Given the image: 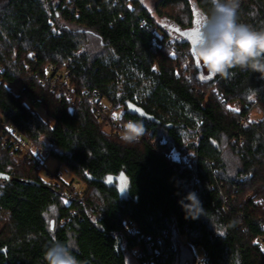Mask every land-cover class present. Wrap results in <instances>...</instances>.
Here are the masks:
<instances>
[{
    "label": "trees",
    "instance_id": "trees-1",
    "mask_svg": "<svg viewBox=\"0 0 264 264\" xmlns=\"http://www.w3.org/2000/svg\"><path fill=\"white\" fill-rule=\"evenodd\" d=\"M193 6L207 23L211 0H158L152 11L142 0H0V120L44 151L18 163L0 143V264H46L56 241L81 264H127L135 250L138 264H264V79L239 68L200 77ZM237 15L264 30V0H244ZM64 72L69 95L50 91ZM83 93L144 136H111ZM49 157L58 166L46 182ZM60 166L73 181L55 177ZM74 183L84 189L68 199ZM193 191L196 219L180 205Z\"/></svg>",
    "mask_w": 264,
    "mask_h": 264
},
{
    "label": "clouds",
    "instance_id": "clouds-1",
    "mask_svg": "<svg viewBox=\"0 0 264 264\" xmlns=\"http://www.w3.org/2000/svg\"><path fill=\"white\" fill-rule=\"evenodd\" d=\"M211 6L201 39L191 49L194 57L212 77L230 78L231 70L239 68L259 73L264 79V30L238 21L239 0H211ZM144 134V125L130 120L122 128L121 139L133 143ZM180 205L186 218L196 219L203 210L194 191L189 192ZM74 250L72 243L53 242L44 253L45 262L81 264Z\"/></svg>",
    "mask_w": 264,
    "mask_h": 264
},
{
    "label": "built area",
    "instance_id": "built-area-1",
    "mask_svg": "<svg viewBox=\"0 0 264 264\" xmlns=\"http://www.w3.org/2000/svg\"><path fill=\"white\" fill-rule=\"evenodd\" d=\"M243 1L244 0H239V6L237 12L240 9L241 5L243 4ZM151 33L154 37L157 36L156 32L152 31ZM55 88L58 89L57 93L59 94L66 95L70 93L71 87L69 86V79L67 72H64L61 77L56 76L52 79V84L49 90L53 91V89ZM83 96L85 100L90 104L95 117L97 118L99 123L103 125L105 131H107L111 136L121 137L122 128L125 124L119 122L118 116H116L115 113L111 112V106L108 104V102L97 93L89 97L87 96L85 97L83 93ZM67 98L70 102V107H74L78 99L76 97H70V96H68ZM0 143L2 146L9 147L11 154L20 155V156L22 155L25 158L31 161H35L37 163H41V160L44 157V151L41 148L34 147L32 143L24 140L23 137L20 134H18L10 124L3 123L1 120H0ZM55 177L59 178L58 173L55 174ZM52 178H54V176ZM76 187H78V183L74 184V188ZM75 191L78 194L82 193V191L78 192L77 190L74 189L73 192L72 191L68 192V199L74 198ZM179 240L180 242L185 243L187 238L185 235H181L179 236ZM258 241L262 242V238H258ZM263 248H264V243H263Z\"/></svg>",
    "mask_w": 264,
    "mask_h": 264
},
{
    "label": "rangeland",
    "instance_id": "rangeland-1",
    "mask_svg": "<svg viewBox=\"0 0 264 264\" xmlns=\"http://www.w3.org/2000/svg\"><path fill=\"white\" fill-rule=\"evenodd\" d=\"M158 2V0H142L143 5L148 8L150 11L153 10L154 5ZM193 10H194V14H195V29L198 33H201L202 28L205 26L206 22L204 20V18L201 16V14L197 11V9L193 6ZM153 17L155 18L156 22L162 26L166 31H168V33H170L174 38H178L180 37L179 34H177L176 32H174L172 29H174V26L167 22L164 19H160L157 16H155L153 14ZM197 61V59H196ZM198 66V65H197ZM199 75L202 79H207L208 77H210L206 71V69L202 66V64L199 63ZM22 87L20 85H16L12 88L13 93H18V91L21 89ZM34 112L37 113L41 119H43V121H45V123L48 126H51L53 124V118L51 116H48L45 113V108L44 107H37L36 109H34ZM121 111L119 112H115L116 116H119ZM262 117L261 112L258 109H255L250 116V119L253 121H256L258 119H260ZM34 147L37 148L36 145L32 144ZM43 150V149H42ZM17 159V162L19 163L20 161H22L25 157L24 156H20V155H16L15 156ZM30 161V160H28ZM235 163L234 161L232 162V166H234ZM58 166V163L56 162V160H54L53 158L49 157L45 160V164H44V168L41 170L40 172V177L43 181L46 182H51L53 181V176L52 174L55 172L56 167ZM232 170V169H231ZM49 173V174H48ZM57 174V173H56ZM58 175L59 178L62 179L64 182H71L73 181L72 175L70 174V172H68L64 167L60 166L59 167V171H58ZM75 184V183H74ZM75 190H77L78 192H81L84 187L81 184H78V187L74 188ZM8 218V213L1 210L0 209V230L1 228L4 226L6 220ZM184 244V242H181ZM137 251H133L132 255L129 256L127 258V264H138L136 262V260L134 259V256L137 255ZM197 257L199 259L202 258V253L201 251L197 250L196 251Z\"/></svg>",
    "mask_w": 264,
    "mask_h": 264
},
{
    "label": "water",
    "instance_id": "water-1",
    "mask_svg": "<svg viewBox=\"0 0 264 264\" xmlns=\"http://www.w3.org/2000/svg\"><path fill=\"white\" fill-rule=\"evenodd\" d=\"M3 179L4 180L8 179V176L0 173V180H3Z\"/></svg>",
    "mask_w": 264,
    "mask_h": 264
},
{
    "label": "snow or ice",
    "instance_id": "snow-or-ice-1",
    "mask_svg": "<svg viewBox=\"0 0 264 264\" xmlns=\"http://www.w3.org/2000/svg\"><path fill=\"white\" fill-rule=\"evenodd\" d=\"M197 65L199 66V61H197Z\"/></svg>",
    "mask_w": 264,
    "mask_h": 264
}]
</instances>
